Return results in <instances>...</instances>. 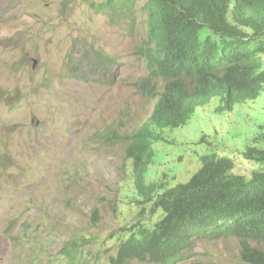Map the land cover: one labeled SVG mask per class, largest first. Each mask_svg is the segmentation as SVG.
<instances>
[{"label": "rangeland", "instance_id": "374dc122", "mask_svg": "<svg viewBox=\"0 0 264 264\" xmlns=\"http://www.w3.org/2000/svg\"><path fill=\"white\" fill-rule=\"evenodd\" d=\"M101 1L0 0V264H66L71 242L79 264H107L122 228L141 218L125 142L109 137L139 127L163 82L147 78L139 53L144 0L121 19L98 10ZM219 103L152 143L147 182L162 173L168 186L186 181L208 152L232 157L235 173L264 172L242 153L264 147V89L229 112ZM161 215L141 219L154 227ZM202 236L171 264H243L238 238Z\"/></svg>", "mask_w": 264, "mask_h": 264}, {"label": "trees", "instance_id": "16d2710c", "mask_svg": "<svg viewBox=\"0 0 264 264\" xmlns=\"http://www.w3.org/2000/svg\"><path fill=\"white\" fill-rule=\"evenodd\" d=\"M135 0H102L97 9L124 18ZM149 43L148 65L154 75L170 79L150 120L126 147L132 160L140 217L161 210L154 227L141 218L122 228L108 264H167L179 256L193 234H235L264 241V172L249 177L232 172L234 160L208 152L186 181L166 186L162 178L146 181L155 152L149 130L183 124L196 106L221 96L219 112L256 99L264 89V0H145ZM204 33V34H203ZM203 141V140H201ZM246 160L264 163V147L246 145ZM149 204L145 209L144 205ZM66 264H79L76 242L64 247ZM247 264H264V251L243 243ZM86 264V263H84ZM96 264V263H95Z\"/></svg>", "mask_w": 264, "mask_h": 264}, {"label": "clouds", "instance_id": "9594fccd", "mask_svg": "<svg viewBox=\"0 0 264 264\" xmlns=\"http://www.w3.org/2000/svg\"><path fill=\"white\" fill-rule=\"evenodd\" d=\"M145 1V0H144ZM135 3H136V0L135 1H128L127 3H125V6H129V5H132L133 4V6L135 5ZM115 18H119V16H115ZM120 19V18H119ZM147 21V20H146ZM115 25H117V24H115ZM153 47V45L152 44H150L149 43V34H148V28H147V31H146V38H145V40L143 41V44H142V46L140 47V49H139V53H140V55H141V57H142V59H143V61H144V65H145V73H146V76H147V78H149V79H151V80H159V81H162L163 83H162V85H160L159 87L158 86H156L155 88H154V90L152 91V92H150V95H151V99H154V105H153V108H152V111H151V113L149 114V116L148 117H146L145 119H144V121L139 125V127L134 131V132H132L131 134H128V135H125V136H123V137H114V138H112V137H109V139H111L112 141L113 140H117V139H122L124 142H125V147H124V153H125V156H126V158L127 159H129L130 161H131V163H132V160L127 156V154H126V147H127V145L131 142V140L132 139H134V136L141 130V128L144 126V124L146 123V122H148L149 120H150V118H151V116L153 115V112H154V110H155V107H156V105H157V103H158V101H159V99H160V96H161V94L164 92V90H165V86H166V84L170 81V79L169 78H167V77H164V76H157V75H154L153 73H152V71H151V68L149 67V65H148V59H147V50L149 49V48H152ZM102 62H104L105 60L104 59H102L101 60ZM213 97H218L219 98V105H218V107L216 108V111L217 112H219L218 110H219V108H220V105L222 104V99H221V96H217V95H215V96H213ZM212 97V98H213ZM211 98V99H212ZM210 99V100H211ZM209 100V101H210ZM208 101V102H209ZM247 101V100H246ZM245 101V102H246ZM207 102V103H208ZM206 103V104H207ZM242 103H244V102H242ZM237 104H241V103H237ZM237 104H235L234 106H236ZM205 105V104H204ZM204 105H201V106H204ZM200 105L199 106H196L195 108H194V110H193V112L191 113V115H190V117L183 123V124H180V125H178V126H167V127H162V128H160V127H158V126H156V124H154V123H150L149 124V130H156V131H160L161 132V139H159V140H157V141H150L151 142V146H152V143L153 142H160V141H164V140H166V138H165V136L163 135V133L165 132L164 130H166V129H168V130H173V129H175V128H179V127H182V126H185V125H187L190 121H191V119L193 118V116H194V113H195V110L198 108V107H201ZM232 110H233V108H232ZM232 110H229V111H232ZM229 111H224V112H229ZM220 113H223V112H220ZM201 140H203L204 141V137H202L201 138ZM200 140V141H201ZM152 150L155 152V150L153 149V147H152ZM220 156H224V155H220ZM225 156H227V155H225ZM230 157V156H229ZM232 158V157H231ZM234 160V159H233ZM247 161H249V160H247ZM249 162H251V161H249ZM151 165V164H150ZM149 165V166H150ZM234 165H235V163H234ZM132 168H133V165H132ZM149 168V167H148ZM197 171V170H196ZM195 171V172H196ZM232 172H234L233 170H232ZM235 173V172H234ZM165 177L162 179V180H164V182H165V179H166V175L167 174H165V173H162ZM161 174V175H162ZM236 174H238V173H236ZM192 176V175H191ZM190 176V177H191ZM145 178H146V176H145ZM187 181V180H186ZM186 181H183V182H186ZM178 183H182V182H178ZM166 184V183H165ZM177 184V183H176ZM176 184H174V185H176ZM174 185H172V186H174ZM166 186H168V185H166ZM168 187H170V186H168ZM151 228V227H150ZM229 235H232V236H234V237H236V238H238L240 241H241V245H242V247H241V259H242V262H243V264H247L246 262H244V260H243V257H242V250H243V243H246V244H248L250 247H254V248H258V247H255V246H251V242H262V241H257V240H254V239H249V238H243V237H241V236H239V235H235V234H229ZM229 235H226V234H223V235H220V236H216V237H205V235H203L201 238H211V239H216V238H219V237H225V236H229ZM258 249H260V248H258ZM183 250V249H182ZM260 250H262V249H260ZM116 251V250H115ZM264 251V250H263ZM115 255H116V253H115ZM114 255V256H115ZM111 256V255H110ZM110 256L108 257V261H107V264H108V262H109V260H110ZM177 258H175L174 260H176ZM174 260H172V261H170V262H168L167 264H171ZM134 261H137V260H134ZM140 262V261H139ZM143 263V262H142ZM132 264H133V262H132ZM143 264H146V263H143ZM147 264H149V263H147Z\"/></svg>", "mask_w": 264, "mask_h": 264}]
</instances>
